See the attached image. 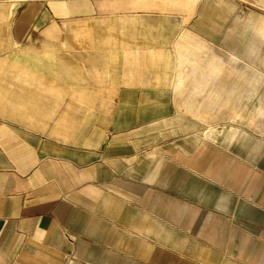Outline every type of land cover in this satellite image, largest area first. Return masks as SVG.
<instances>
[{"label": "crops", "instance_id": "0c3cea01", "mask_svg": "<svg viewBox=\"0 0 264 264\" xmlns=\"http://www.w3.org/2000/svg\"><path fill=\"white\" fill-rule=\"evenodd\" d=\"M262 9L0 0V264H264Z\"/></svg>", "mask_w": 264, "mask_h": 264}, {"label": "rangeland", "instance_id": "374dc122", "mask_svg": "<svg viewBox=\"0 0 264 264\" xmlns=\"http://www.w3.org/2000/svg\"><path fill=\"white\" fill-rule=\"evenodd\" d=\"M247 5L250 6V7H254V4H252V3H248ZM261 11L264 13L263 9Z\"/></svg>", "mask_w": 264, "mask_h": 264}]
</instances>
